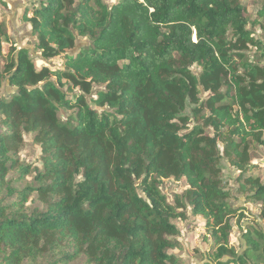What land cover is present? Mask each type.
Here are the masks:
<instances>
[{"label": "trees", "instance_id": "trees-1", "mask_svg": "<svg viewBox=\"0 0 264 264\" xmlns=\"http://www.w3.org/2000/svg\"><path fill=\"white\" fill-rule=\"evenodd\" d=\"M262 1L251 22L241 0H33L21 23L58 69L0 22V264H181L175 222L191 216L208 264L264 260L262 230L243 231L242 253L231 243L248 218L221 167L264 221L250 174L264 147V42L249 29L264 31ZM26 135L41 168L20 162ZM170 180L186 184L172 201Z\"/></svg>", "mask_w": 264, "mask_h": 264}, {"label": "rangeland", "instance_id": "rangeland-1", "mask_svg": "<svg viewBox=\"0 0 264 264\" xmlns=\"http://www.w3.org/2000/svg\"><path fill=\"white\" fill-rule=\"evenodd\" d=\"M33 0H0V22L4 21L7 24L9 33L13 37L17 47L19 49L28 48L31 51L32 56L35 58L38 67L47 66L50 69H58L62 65V60L56 58L53 60H44L40 54L35 52L36 39L32 35L31 26L21 23V16L24 9L32 3ZM105 2L112 7L119 0H105ZM243 6L246 8L247 18L252 22L257 18V12L261 8L262 0H241ZM249 29L252 30L256 39L264 42V31L259 26L250 25ZM89 41L86 39H79L77 42V48L81 49L89 46ZM7 45H4V52L8 50ZM75 50V51H76ZM195 68L194 70H196ZM12 89L6 87L3 93H11ZM191 108L186 113L190 114ZM64 117L68 115L63 113ZM20 162L24 165H31L32 168H41V149L34 143L32 135L25 136V145L19 154ZM252 164L255 168L250 172L254 177H258L262 183H264V147H253L252 149ZM223 170V181L225 187L230 190L236 197L231 204L234 208L241 209L247 216V220L242 223L241 228L233 221V231L231 234V243L236 247L239 253H242L247 248L246 241L243 238V231L256 228L264 232V221L261 219V206L254 202H246V198L238 194V185L236 178L238 172L233 169L227 160L221 162ZM33 175L26 178L25 181L19 183L17 187L23 188L27 183L32 181ZM186 189L184 182H175L173 180L168 181L163 186V191L167 194L172 201L173 196L176 193H181ZM39 207L43 205L39 202ZM175 224L180 230V241L182 248L179 250H173L170 253L175 255L181 264H208L207 255L211 250V240L205 239V222L201 217L191 216L187 221H176ZM228 259H225L226 261ZM260 264H264V260L259 261ZM71 264H86L85 259L81 258Z\"/></svg>", "mask_w": 264, "mask_h": 264}]
</instances>
